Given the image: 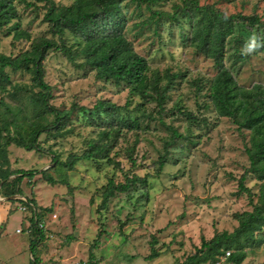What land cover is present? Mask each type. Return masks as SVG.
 Here are the masks:
<instances>
[{
  "label": "rangeland",
  "instance_id": "rangeland-1",
  "mask_svg": "<svg viewBox=\"0 0 264 264\" xmlns=\"http://www.w3.org/2000/svg\"><path fill=\"white\" fill-rule=\"evenodd\" d=\"M11 1L17 15L0 30V52L15 57L40 39L59 41L63 49H50L42 66L51 103L74 113L67 132H45L39 149H27L15 140L7 106L0 103V264H91L92 252L97 264H182L203 254V240L234 232L255 210L264 172L252 168L253 125L214 103L211 88L221 67L193 36L207 7L228 17L257 15L261 25L245 22L244 44H235L238 33L227 36L222 58L239 89L263 93L264 0H124L123 34L148 62L137 88L100 79L80 37L66 31L62 41L52 33L45 2ZM54 1L66 7L75 0ZM252 37L258 46L247 52ZM6 71L10 82L0 81V100L22 108L26 122L34 120L40 108L31 98L39 91L33 66ZM100 100L121 109L117 118L79 112ZM103 143L105 157H86ZM133 176L147 182L103 203L111 180L125 183ZM26 198L36 204L23 211ZM30 216L46 226L33 247ZM255 235L256 242H242L240 263L217 255L198 264H264V226Z\"/></svg>",
  "mask_w": 264,
  "mask_h": 264
},
{
  "label": "trees",
  "instance_id": "trees-1",
  "mask_svg": "<svg viewBox=\"0 0 264 264\" xmlns=\"http://www.w3.org/2000/svg\"><path fill=\"white\" fill-rule=\"evenodd\" d=\"M37 1L45 2L47 11L44 19L49 22L52 33L59 35V40L64 41L63 35L66 31H70L81 38L84 42L82 51L86 55L87 64L96 69L100 79L112 80L117 84L127 83L133 88H137L144 81L148 62L145 57L133 50L130 42L123 34L124 16L121 3L124 0H75L72 5L66 7L58 6L54 0ZM131 1L150 4L153 0ZM28 5L31 4L28 3ZM16 15V7L11 0H0V30ZM201 19V25L196 26L194 30L193 40L221 67V71L214 79L211 88L213 101L223 113L233 117L239 115L243 125H253V147L249 150L252 168L264 172V92L239 89L233 75L225 68L222 58L227 36L238 33L234 37L235 44L237 46L244 44L242 35L248 33L247 30L244 31L245 22L261 25L260 18L257 15L228 17L216 12L212 7H207ZM14 30L19 31L17 27ZM18 33H20L18 35H23L24 32ZM50 49H63V46L56 39L43 38L33 43L30 51L15 57L0 52V81L10 82L7 68L14 71L33 66V82L39 88L36 95L31 97L33 104L40 108L36 118L26 122L25 118L28 119V116L22 108L13 109L6 104L4 99L0 100L1 104L5 103L7 106L8 114L11 116L10 122L15 126L16 135L19 136L15 140L27 149H39L38 139L45 132L52 130H56L58 133L67 132L70 119L74 113V108L62 110L51 103L53 98L52 87L45 80L46 72L42 66V62ZM255 87L254 89H258L260 86ZM12 92L15 93L16 91L10 93ZM251 92L252 97L245 94ZM120 110L115 104L105 100H100L93 108L85 106L79 108V112L89 113L91 118L99 119L110 118L115 115L117 118ZM256 111L259 112L254 114ZM20 115H22L21 118H19ZM51 117L53 118L51 119ZM2 122L4 125L7 124L4 119ZM23 122H26L28 126L26 129L22 127ZM129 127H133V125L130 124ZM5 129L11 131L10 128L5 127ZM95 147L98 152L88 154L87 158L95 155H100V158L106 156L107 149L104 143L96 144ZM103 154L104 156H101ZM25 173L32 176L36 174L34 171ZM48 180L54 181L51 177ZM146 182L147 178L140 176L127 178L125 183L118 184L111 180L104 192L103 203L106 204L118 192H127L137 183ZM4 184L5 180H2L1 189ZM261 190V202L253 212L246 213L241 217L240 225L234 232L225 231L210 240H203L201 247L203 254L192 255L182 264H198L211 257L216 259L217 255L226 256V250L230 248H233L234 252L225 258L230 262L240 263L245 257L243 243L256 242L258 237H256L255 232L260 231L264 226V183ZM26 199L28 202L36 204L33 200ZM21 200L25 202L23 199ZM29 207L31 206L29 205ZM31 221L34 226L33 242L31 243V247H33L32 245L36 241L39 242L46 236V228H40L34 217L31 218ZM90 258L91 264H97L93 261L95 259L93 252Z\"/></svg>",
  "mask_w": 264,
  "mask_h": 264
},
{
  "label": "built area",
  "instance_id": "built-area-1",
  "mask_svg": "<svg viewBox=\"0 0 264 264\" xmlns=\"http://www.w3.org/2000/svg\"><path fill=\"white\" fill-rule=\"evenodd\" d=\"M24 201H25L26 203H25V205L20 206L21 210L26 211L28 208H32V206H33L32 203L28 202L27 199L24 200ZM27 202H28V204H27ZM29 205H30L31 207H29ZM30 217H31V216H30ZM53 217H56V218H57V214H53ZM31 218H33V217H31ZM31 218L28 219L29 224H28V226H27V231L29 232V234L32 235L33 232H34V226H33V224H32ZM34 219H35V218H34ZM38 226H39L40 228H46V226H44V224H42V223H40V222H38ZM17 231L21 232L22 229H18ZM225 257H226V256H225Z\"/></svg>",
  "mask_w": 264,
  "mask_h": 264
},
{
  "label": "clouds",
  "instance_id": "clouds-1",
  "mask_svg": "<svg viewBox=\"0 0 264 264\" xmlns=\"http://www.w3.org/2000/svg\"><path fill=\"white\" fill-rule=\"evenodd\" d=\"M257 46H258V44H257L256 38L252 37L250 42L246 45V49L245 50L247 52H251Z\"/></svg>",
  "mask_w": 264,
  "mask_h": 264
},
{
  "label": "crops",
  "instance_id": "crops-1",
  "mask_svg": "<svg viewBox=\"0 0 264 264\" xmlns=\"http://www.w3.org/2000/svg\"><path fill=\"white\" fill-rule=\"evenodd\" d=\"M50 263H53V264H55V263H54V262H52V261H51Z\"/></svg>",
  "mask_w": 264,
  "mask_h": 264
}]
</instances>
